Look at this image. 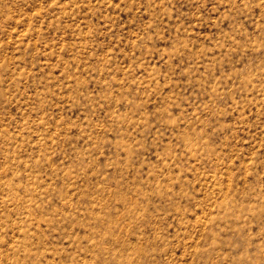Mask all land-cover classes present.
<instances>
[{
	"label": "rangeland",
	"instance_id": "1",
	"mask_svg": "<svg viewBox=\"0 0 264 264\" xmlns=\"http://www.w3.org/2000/svg\"><path fill=\"white\" fill-rule=\"evenodd\" d=\"M0 264H264V0H0Z\"/></svg>",
	"mask_w": 264,
	"mask_h": 264
}]
</instances>
